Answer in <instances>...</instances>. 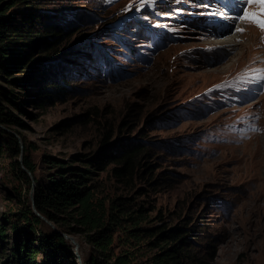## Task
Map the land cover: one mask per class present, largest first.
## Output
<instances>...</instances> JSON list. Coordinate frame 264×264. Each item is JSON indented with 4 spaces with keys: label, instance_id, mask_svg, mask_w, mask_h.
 <instances>
[{
    "label": "rangeland",
    "instance_id": "1",
    "mask_svg": "<svg viewBox=\"0 0 264 264\" xmlns=\"http://www.w3.org/2000/svg\"><path fill=\"white\" fill-rule=\"evenodd\" d=\"M60 1L66 22L81 26L65 52L71 60H62L69 91L43 107L28 93L21 108L15 99L9 103L15 121L2 125L26 141L38 178L101 149L108 134L109 149L146 142L154 153L151 198L165 213L178 208L199 221L202 239L195 238V246L204 253L211 242L217 250L208 264H264V80L248 71L264 68V32L237 19L242 8L257 12L258 6L245 0ZM227 39L235 41L220 42ZM6 140L0 131L4 222L23 205L19 193L27 187L17 172L22 152L16 155ZM157 178L166 180L156 185ZM65 259L81 264L75 250Z\"/></svg>",
    "mask_w": 264,
    "mask_h": 264
},
{
    "label": "trees",
    "instance_id": "2",
    "mask_svg": "<svg viewBox=\"0 0 264 264\" xmlns=\"http://www.w3.org/2000/svg\"><path fill=\"white\" fill-rule=\"evenodd\" d=\"M59 2L0 0V78L9 87L0 83V131L16 155L22 152L17 172L27 184L19 193L21 208L8 222L0 218V264H69L65 254L74 250L64 232L87 243L79 246L84 264H208L217 250L211 242L204 253L195 246L194 239H202L199 221L178 208L165 213L150 196L151 145L139 141L109 149L108 134L101 149L82 152L38 178L26 141L22 147L20 136L2 126L15 121L9 108L15 99L21 108L28 93L33 105L43 107L69 91L63 61L71 60L65 52L81 26L66 22ZM31 191L48 220L36 213Z\"/></svg>",
    "mask_w": 264,
    "mask_h": 264
},
{
    "label": "snow or ice",
    "instance_id": "3",
    "mask_svg": "<svg viewBox=\"0 0 264 264\" xmlns=\"http://www.w3.org/2000/svg\"><path fill=\"white\" fill-rule=\"evenodd\" d=\"M246 5H256L258 6L257 12H252L242 8V15L237 17L239 20H244L252 25L258 27L262 32H264V0H245ZM221 16L226 15L225 13H219ZM215 15V13L213 14ZM237 32L243 33L245 29L237 28ZM252 77L260 80H264V68L259 69H249L248 70Z\"/></svg>",
    "mask_w": 264,
    "mask_h": 264
},
{
    "label": "water",
    "instance_id": "4",
    "mask_svg": "<svg viewBox=\"0 0 264 264\" xmlns=\"http://www.w3.org/2000/svg\"><path fill=\"white\" fill-rule=\"evenodd\" d=\"M21 146L23 147V143H21ZM33 191V190H32ZM31 191V199L33 201V204H34V208H35V211L38 215L46 218L44 215H42L38 210L37 208L35 207V197H34V194L33 192ZM47 219V218H46ZM48 220V219H47ZM63 235L66 237V238H69L73 243H74V250H75V253L77 255V257L79 258V261L81 262V264H84L83 261H82V255L79 251V246H80V243L79 241L76 239V236L74 235H71V234H68V233H63Z\"/></svg>",
    "mask_w": 264,
    "mask_h": 264
},
{
    "label": "bare ground",
    "instance_id": "5",
    "mask_svg": "<svg viewBox=\"0 0 264 264\" xmlns=\"http://www.w3.org/2000/svg\"><path fill=\"white\" fill-rule=\"evenodd\" d=\"M234 41H235V39H234V40H232V39H229V40H228V39H227V40H221L220 42H221V43H223V42H225V43H231V42H234ZM257 134H258V133H257ZM258 136H259V135H257V137H258ZM257 137H256V138H257ZM258 138H259V137H258ZM255 147H256V146H255Z\"/></svg>",
    "mask_w": 264,
    "mask_h": 264
}]
</instances>
